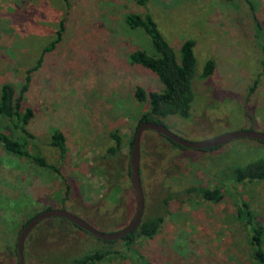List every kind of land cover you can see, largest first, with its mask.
I'll return each instance as SVG.
<instances>
[{"label": "rangeland", "instance_id": "1", "mask_svg": "<svg viewBox=\"0 0 264 264\" xmlns=\"http://www.w3.org/2000/svg\"><path fill=\"white\" fill-rule=\"evenodd\" d=\"M130 14H148L177 60L181 44L194 42L192 102L186 118L161 120L169 132L193 143L264 133V0H0V87L9 83L17 98L26 84L20 113L32 112L28 152L35 144L58 171L0 147V264H16L21 225L45 208L62 209L105 234L131 219L128 143L148 111L134 93L161 92L162 85L130 60L135 51L154 55L149 37L126 26ZM60 20V41L34 69ZM207 60L214 70L202 79ZM53 131L64 137L62 157L47 146ZM111 132L120 149L102 160L113 145ZM139 153L143 217L160 215L162 223L152 238L127 247L116 241L113 255L91 264H257L249 241L251 229H260L264 253V180L237 183L232 171L262 159L264 145L242 138L211 151L184 149L145 130ZM62 178L69 185L65 201ZM190 187L216 189L221 199L181 194ZM169 192L162 208L159 200ZM66 223L40 222L24 241V264H70L102 245Z\"/></svg>", "mask_w": 264, "mask_h": 264}, {"label": "trees", "instance_id": "2", "mask_svg": "<svg viewBox=\"0 0 264 264\" xmlns=\"http://www.w3.org/2000/svg\"><path fill=\"white\" fill-rule=\"evenodd\" d=\"M66 1V0H62ZM145 0H136V3L143 5ZM125 24L130 29H141L149 37L154 55H147L142 51H135L130 55L132 63L139 65L140 67L151 71L162 85L161 92H148L144 93L137 89L135 91V98L139 101H146L148 105L147 113L143 114L137 121V125L142 122H153L155 124L162 125V119L168 116H180L186 118L192 102L191 81L194 77L195 59L193 57L194 42L191 40L184 41L179 50L178 60L174 57V54L169 45L164 41L156 25L152 21L148 14L143 16L130 14L125 17ZM57 31L55 32V38L50 42L49 46L41 51L40 56L35 62L34 69H37L41 64L42 55L51 50L60 39L63 31V21L60 20L57 24ZM214 70V63L212 60H207L201 70L200 77L202 79L209 77ZM256 84V81L253 83ZM26 84L21 86V90L16 98L13 86L9 83H3L0 87V147L6 153L19 158H28L38 167L49 170L56 174L58 173L54 165L49 164L45 158L40 156L36 145H32L34 149L32 154L28 152L27 141H32L34 138L26 130V126L32 116V112L29 109H24L21 112L20 101L23 97V93L26 89ZM253 91V87L249 89ZM248 94V95H249ZM134 135V133H133ZM132 138L128 143V149L131 147ZM109 138L113 142L105 153L106 155L101 157L102 160L107 156L111 157L120 149L119 138L116 133H109ZM168 141V140H167ZM65 140L62 133L53 131L49 137L48 147L56 150L60 157L65 152ZM169 142V141H168ZM264 145L263 142H258ZM176 146V145H175ZM179 147V146H178ZM216 148V147H215ZM215 148L203 149V151H211ZM126 175L128 176V164L126 166ZM233 181L240 183L243 181H260L264 180V157L257 162L248 164L242 168H236L232 171ZM140 179V177H139ZM141 181V180H140ZM61 182L64 186V196L61 199L65 201L69 192V185L66 183V179L62 178ZM141 183V182H140ZM142 189V188H141ZM181 194L192 195L196 198H200L207 202H218L221 199L220 192L216 189L197 188L190 187L181 192ZM175 197V195H174ZM172 199V193H167L165 197L159 200V205L165 208L167 203ZM50 210L45 208L42 211ZM40 211V212H42ZM38 212V213H40ZM38 213H35L34 216ZM34 216H30L22 225L30 221ZM247 217V215L245 214ZM81 219V218H80ZM248 221V220H247ZM67 222V221H66ZM162 223V216L154 215L150 217H143L135 228L121 241L124 246H130L137 238L149 239L152 238L158 231ZM67 224V223H66ZM69 225V223L67 224ZM72 225V224H71ZM80 234L87 235L86 232L78 229L75 226H71ZM19 230V231H20ZM19 233V232H18ZM260 229H251L250 245L252 247V256L257 264H264V253L260 248ZM96 241L98 239L92 237ZM100 242V241H99ZM113 242H102L99 248L90 250L77 258H71L70 264H91L98 262L104 258H108L113 255L112 249L109 248ZM15 254V249H14Z\"/></svg>", "mask_w": 264, "mask_h": 264}, {"label": "water", "instance_id": "3", "mask_svg": "<svg viewBox=\"0 0 264 264\" xmlns=\"http://www.w3.org/2000/svg\"><path fill=\"white\" fill-rule=\"evenodd\" d=\"M145 130H149L156 133L157 135L168 140L173 145L179 146L184 149H192V150L215 148L224 145L230 141L242 139V138L252 139L264 143V133H259L254 131H237L196 143L187 142L175 136L171 132H169L163 125L155 124L153 122H142L138 124L135 128L131 147L129 149V156H128V173H129L128 178H129L130 188L133 192V197H134V212L131 219L118 231L105 234L96 231L84 220L62 209L42 211L36 214L30 221H28L17 235L15 242L16 264H24V259H23L24 241L28 236V234L43 220H47L50 218L63 219L68 223L72 224L73 226L77 227L78 229L86 232L87 234L91 235L92 237L102 242L119 241L122 238H124L126 235H128L130 232L135 230L143 214L144 197L141 189L138 169H139V156H140L139 153L140 137Z\"/></svg>", "mask_w": 264, "mask_h": 264}, {"label": "flooded vegetation", "instance_id": "4", "mask_svg": "<svg viewBox=\"0 0 264 264\" xmlns=\"http://www.w3.org/2000/svg\"><path fill=\"white\" fill-rule=\"evenodd\" d=\"M139 172V171H138ZM139 177H140V174H139ZM44 221V220H43ZM42 222V221H41Z\"/></svg>", "mask_w": 264, "mask_h": 264}]
</instances>
